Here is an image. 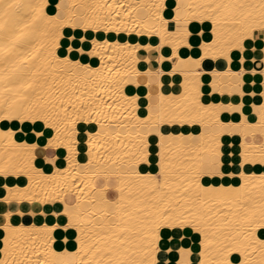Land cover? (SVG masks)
Wrapping results in <instances>:
<instances>
[{
    "label": "snow or ice",
    "instance_id": "6c2138e0",
    "mask_svg": "<svg viewBox=\"0 0 264 264\" xmlns=\"http://www.w3.org/2000/svg\"><path fill=\"white\" fill-rule=\"evenodd\" d=\"M172 3L59 0L49 14V0H0V121H13L0 126V264H165V248L184 264L189 237L200 254L188 264H264V171L250 167H264V134L249 135L251 117L225 123L200 81L206 59L239 54L245 67L252 57L253 72L264 68V0ZM114 7L128 13L126 30L132 22L159 37L156 49L171 45L160 59L183 76L179 87L159 69L123 71V60L105 59L112 45L89 43L93 29L120 19ZM185 47L203 54L185 59ZM256 111L264 133V105ZM241 129L239 147H226ZM12 175L26 177L23 188L9 187ZM26 203L43 224H17L2 207Z\"/></svg>",
    "mask_w": 264,
    "mask_h": 264
},
{
    "label": "bare ground",
    "instance_id": "6f19581e",
    "mask_svg": "<svg viewBox=\"0 0 264 264\" xmlns=\"http://www.w3.org/2000/svg\"><path fill=\"white\" fill-rule=\"evenodd\" d=\"M6 2H13V0H6ZM36 2L43 3V0H36ZM58 2L59 0H49V4H50V8L48 9L49 14H52V9L55 7V4ZM92 2H96V0H92ZM99 2L101 3L107 2L109 4L117 5V4H128V3H133V4L160 3L161 0H99ZM163 2L166 4H171L172 7L174 8V4L172 3V0H163ZM118 13H119L120 19L117 20L114 24H110L108 27L101 28L99 30H96V29L92 30L91 35L89 36V43H91L93 40H96V41H99L101 44L107 43V44L112 45L113 48H110L105 53V59H107L110 56H115L118 60H123L124 64L128 65V67L124 68L123 71L135 70L141 73H146L149 71L150 68L152 69L153 72L159 69V71L162 73V76H160L159 79L165 81L168 87H171L173 80H175L176 86L179 87L183 83V76L179 74H177L176 76H173L172 62L169 67L165 68L164 65L166 61H170V60L165 59L163 62H161V59H160L161 57H165V58L168 57L167 55L164 54L163 49L167 47V48H170L172 51L171 45H167L162 49H156V46L160 43L158 36H149L146 28L136 27L132 22L127 23V30H126L125 27L123 26V22L127 20L128 13L124 10H121L119 7H114L111 15L113 17H116ZM133 28H135L134 31L132 30ZM198 30L199 28H197V31ZM199 31L197 33L198 35H199ZM208 33L209 35L211 34V26L208 29ZM149 45H152L153 51L149 50L148 48ZM138 46H141V47H138ZM196 48L199 49L198 44L196 45ZM113 49H115V51H113ZM182 53H186V55L184 56L185 59H187L188 56H192L194 59H199V55L203 54L202 52H200L199 54H195L193 50H190L186 47L182 49ZM149 56H151L153 64L148 63L147 58ZM248 59L252 61V57H249ZM221 60L223 59H220V60L206 59L205 61L202 62L201 71H200L201 84L203 82H209L212 85L210 86L213 88V83L215 81L217 88H219V86H222V88L226 87L229 89L230 92L232 91L231 92L232 94L241 96V100L239 101L237 106L235 105L237 108L236 110H238L237 111L238 116L237 115L233 116L232 113L231 115L230 113L221 115V118L224 120L225 123L239 124L240 121L244 119V117H251V119H249L247 122L248 125L252 126L250 128H247L249 135H251L253 132H255L257 136L264 134L261 132V130L255 127L261 122L260 114L256 115V113H254L253 110H250V107L248 108L249 110L248 113H246L243 110L244 103L242 100L243 94L246 93L244 89H245V84L247 82V85L249 86L248 94L250 95L252 94L253 101L257 102L258 108L261 105H264V68L256 67L255 72L252 71V68L250 69L244 68L242 65L243 62H241L239 58V54H238L235 60L233 59L232 61H235L237 64L236 66H238L239 68L237 67L236 69L232 67L233 66V65L231 66L232 62L229 63L228 60L224 59L227 62V65L231 66L232 68L227 67L226 69L222 70L214 66ZM113 63H115V61H113ZM209 65L211 66L213 65V66L209 68ZM258 65L259 63L257 62L256 66ZM109 67H112V65H109ZM237 75H239V81H240V86L238 88L235 87L236 85L235 77ZM257 85L259 87L262 86V88L260 87L258 91L255 88H253ZM134 89H135V85H133L132 88L129 89V95L137 94ZM229 91H227L226 93H228ZM141 95L143 97H146L147 90L141 93ZM251 101L252 99L250 100V104H252ZM203 102L206 105H209V104L216 105V106L222 105L219 103L215 104L213 102H205V101ZM222 106H223V109L225 110L227 109L228 112L233 111L230 109H234V106H231V105H222ZM12 124H13V121H0V126H3L5 131L7 130V127H11ZM15 124L17 125V130H18L19 121H15ZM91 130L95 131V129H91ZM88 131H89V128L85 127L84 132L87 133ZM244 131L245 129H241L234 133L233 132L228 133V136L237 138L236 140L237 147H239V141L243 139ZM27 132H28V129L26 128L24 133H22L21 135H25L27 134ZM32 142H35V141H29V143H32ZM87 159H88V146H87V141L85 138V142L81 148V154L78 157V160L80 164H85L87 162ZM250 167L253 172H256L257 175H259L261 171H264V167H261L259 164L255 166H250ZM10 178L15 180V182H13L12 184H9V187H13V188L16 186V183H19L18 181L24 180V183L21 184V188H23L24 184H26L27 182L26 177H23V176L17 177L15 175H12L11 177H9V179ZM102 179L103 177H101V180ZM77 183L79 184V181H77ZM91 183L92 181L90 179L85 180V185H88L90 187ZM81 187H84V185H81ZM34 191H38V189H34ZM107 191L111 199L117 198L118 192L115 188H109ZM113 193H114V196H112ZM4 194L7 195L6 192ZM126 194H127V190H125V195ZM2 207L4 211L11 210L8 208L6 204L2 205ZM22 209H18L16 212H13L11 210L14 213V215H17L19 217V220L16 222L17 224L26 223L28 225H32L36 223L37 220H39V223L41 224L45 222L43 217L39 215V212L42 211L41 209H36L39 218L37 217L34 218L32 216V212L34 211V209L31 206L27 205V203L25 204V207H23ZM20 211H23L25 213V216L21 217L19 215ZM53 222H55V220H53ZM72 242L73 241L70 240L68 242L69 245ZM64 244H65L64 238L60 237L57 243L58 250H60L61 246H63ZM198 244H199V241H195L193 246L186 247V248L191 249L192 254L185 256L184 264H188L189 261L196 260V258L199 256L200 249L195 246ZM70 250L72 249L70 248ZM164 251L168 252L166 248ZM176 252H177V257L175 258V260L168 261L167 264H169V262H171V264H178L181 257H180L178 249ZM197 264H198V261H197Z\"/></svg>",
    "mask_w": 264,
    "mask_h": 264
},
{
    "label": "rangeland",
    "instance_id": "374dc122",
    "mask_svg": "<svg viewBox=\"0 0 264 264\" xmlns=\"http://www.w3.org/2000/svg\"><path fill=\"white\" fill-rule=\"evenodd\" d=\"M208 26L210 27V23L208 24ZM222 62L225 63L226 67L223 68V69H226L227 67H234V62L235 61H232V64L231 66H228L227 65V62L223 59L221 60ZM237 65V64H236ZM231 67V68H232ZM238 66L234 67L237 69ZM257 68H259V65L256 66ZM217 68V67H216ZM239 68V67H238ZM222 69V70H223ZM211 83L209 82H203L202 83V91L204 92V96H203V101L205 102H213L215 104L219 103V104H222V105H231V106H234V109H237L236 106L237 104L239 103V101L241 100V96H238V95H235V94H232L228 88H222V86H219V88H217V90L215 92H213V88L210 86ZM211 87V88H210ZM262 88V86H260ZM227 89V90H226ZM245 90V89H244ZM227 91H229L228 93H226ZM249 91V90H248ZM246 92V91H245ZM229 94V95H228ZM244 95V94H243ZM245 96H246V93H245ZM247 96L249 98V100L252 99L251 103H249V107H250V110H253L254 113L259 114L256 109L258 108L257 106V102L253 101V96L252 94H248L247 92ZM258 99V98H257ZM236 105V106H235ZM230 111V110H229ZM238 110H235V111H230L228 112V110L226 109H222V113L221 115L223 114H227V113H232L233 116H238ZM256 119V118H255ZM127 190V189H126Z\"/></svg>",
    "mask_w": 264,
    "mask_h": 264
},
{
    "label": "crops",
    "instance_id": "0c3cea01",
    "mask_svg": "<svg viewBox=\"0 0 264 264\" xmlns=\"http://www.w3.org/2000/svg\"><path fill=\"white\" fill-rule=\"evenodd\" d=\"M208 29H209V26L207 27V34L209 35V33H208ZM199 31V30H198ZM198 31H197V33H198ZM198 35V34H197ZM250 51H251V49H250ZM163 52H164V54L165 55H167V56H169L170 55V53H171V49L170 48H164L163 49ZM196 54V53H195ZM238 56V54L233 58L234 60H235V58ZM251 57V56H250ZM252 61L251 60H247V67H245V64L243 63L242 65H243V67L244 68H246V69H250V68H252ZM170 64H171V61H166V63H165V68H167V67H169L170 66ZM213 66V65H212ZM211 65H209V68L210 67H212ZM215 67H217V68H219V69H223V68H225L226 67V65H225V63L224 62H222V61H219L217 64H215L214 65ZM234 67H236V62H234ZM244 88V87H243ZM249 88V86L247 85V82H246V84H245V91H246V93L248 92V89ZM253 88H255L257 91L260 89V87L257 85V86H255V87H253ZM251 89H252V87H251ZM242 100H243V107H244V111L246 112V113H248V108H249V103H250V100H249V98H248V96H247V94H246V96H245V94L243 95V97H242ZM234 140H235V142H236V140H237V138L236 137H232V136H227V144L225 145L226 147H229L230 146V144H232L233 142H234ZM3 178H0V180H2ZM10 180L12 181V183L13 182H15V180L14 179H12V178H10ZM21 181H24V180H21ZM5 182H7V181H5ZM18 182H20V181H18ZM11 183V184H12ZM112 196H114V193L112 194ZM13 212H16L18 209L17 208H12L11 209ZM22 210H24V209H22ZM37 218H39V216H38V213H37ZM14 220H15V222H17L18 220H19V217L17 216V215H14ZM193 244H194V241L192 240V238L191 237H189V240H188V243L187 244H185V245H182V247H184V248H186V247H191V246H193ZM165 250V249H164ZM161 256V259L165 262V264H167V262L168 261H173V260H175V258L177 257V252L175 251V252H173V253H169V252H165V251H163L161 254H160ZM179 256V255H178Z\"/></svg>",
    "mask_w": 264,
    "mask_h": 264
}]
</instances>
